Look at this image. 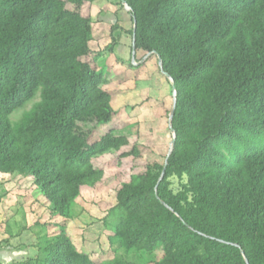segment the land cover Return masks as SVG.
Masks as SVG:
<instances>
[{
    "label": "trees",
    "instance_id": "16d2710c",
    "mask_svg": "<svg viewBox=\"0 0 264 264\" xmlns=\"http://www.w3.org/2000/svg\"><path fill=\"white\" fill-rule=\"evenodd\" d=\"M96 1L0 0V177L29 179L50 217L67 221L100 181L97 160H130L116 203L125 249L161 246L155 264H264V0H123L136 54H157L175 87L160 182L164 162L134 169L137 137L109 130L91 141L114 115V75L90 50ZM55 228L24 264H94Z\"/></svg>",
    "mask_w": 264,
    "mask_h": 264
},
{
    "label": "rangeland",
    "instance_id": "374dc122",
    "mask_svg": "<svg viewBox=\"0 0 264 264\" xmlns=\"http://www.w3.org/2000/svg\"><path fill=\"white\" fill-rule=\"evenodd\" d=\"M90 17V50L97 57L98 68L114 75L108 85L113 97L112 122L94 128L91 141L115 130V135L137 137L139 152L134 169L164 162L172 140L168 119L173 102L170 81L160 72L153 55L138 54L136 60L143 61L133 63L131 17L120 0H97L91 5ZM38 101L39 95L12 114L11 121L18 122ZM132 164L130 160L118 164L111 156L97 160L94 166L100 181L80 192L71 204L67 221L50 217L48 205L29 179L0 177V264H24L42 256L44 242L55 236L50 229L60 226L65 227L74 251L94 264L159 263L163 257L161 246L133 252L125 249L115 235V225L123 216L116 204L117 191L132 180ZM170 181L177 190L178 180Z\"/></svg>",
    "mask_w": 264,
    "mask_h": 264
},
{
    "label": "water",
    "instance_id": "95a60500",
    "mask_svg": "<svg viewBox=\"0 0 264 264\" xmlns=\"http://www.w3.org/2000/svg\"><path fill=\"white\" fill-rule=\"evenodd\" d=\"M120 1H121L122 5H123L126 9H128V7H127V5L125 4V2H124L123 0H120ZM132 21H133V32H132V38H133V46H132V48H133V50H132V59L134 60V55H135V52H134V35H135V25H136V22H135V19H134V18H133ZM148 55H154V56L156 57L157 64H158V67H159V69H160V72L163 74L162 69H161V59H160V57H159L157 54H155L154 52H152L151 54H148ZM165 77H166L170 82H172L171 78H170L168 75H165ZM171 86H172V90H173V102H172L171 110H170V112H169V117H168V119H169V130H170V132L172 133V140H171V143H170V150H169V152H168V154H167V157H166V159H165V161H164L163 170H162V173H161V175H160V178H159V181H158V182H160V181L162 180V178H163L164 170H165V166H166V162H167V158H168L169 155L171 154V152H172V150H173V147H174V143H175V133H174V131H173V129H172L170 123H171V120H172L173 115H174V109H175V94H176V93H175V87H174V84H172ZM155 190H156V188H155ZM161 203H162V202H161ZM162 204L164 205V203H162ZM169 210H170V209H169ZM235 246H236V245H235ZM236 247H237V246H236ZM241 253H242L243 257H244L243 251H241ZM244 259H245V263L248 264V262H247V260H246L245 257H244Z\"/></svg>",
    "mask_w": 264,
    "mask_h": 264
},
{
    "label": "flooded vegetation",
    "instance_id": "af4514ba",
    "mask_svg": "<svg viewBox=\"0 0 264 264\" xmlns=\"http://www.w3.org/2000/svg\"><path fill=\"white\" fill-rule=\"evenodd\" d=\"M132 46H133V38H132V36H131V45H130V55L132 54V50H133V48H132ZM134 52H135V50H134ZM138 54H136V52H135V55H134V60H133V63H135V65H137V64H140L143 60H136V56H137ZM144 59V58H143ZM139 61H141V62H139Z\"/></svg>",
    "mask_w": 264,
    "mask_h": 264
}]
</instances>
